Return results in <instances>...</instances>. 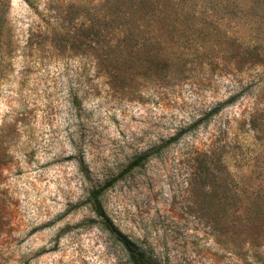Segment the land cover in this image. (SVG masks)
<instances>
[{
    "label": "rangeland",
    "instance_id": "1",
    "mask_svg": "<svg viewBox=\"0 0 264 264\" xmlns=\"http://www.w3.org/2000/svg\"><path fill=\"white\" fill-rule=\"evenodd\" d=\"M171 1L122 49L105 0H0V264H264V12Z\"/></svg>",
    "mask_w": 264,
    "mask_h": 264
},
{
    "label": "trees",
    "instance_id": "2",
    "mask_svg": "<svg viewBox=\"0 0 264 264\" xmlns=\"http://www.w3.org/2000/svg\"><path fill=\"white\" fill-rule=\"evenodd\" d=\"M249 1L252 3V12L255 11L258 13L260 10L264 12V0ZM103 6H107V11L102 13L103 18L108 17L111 22L115 21L121 26L119 31L123 36L119 35L117 40L122 43V49L126 46L128 48L132 46V43L128 44L127 40L133 38L134 35L144 36L154 29H163L169 32L177 30L175 22L178 13L171 0H105ZM108 43L110 45V42ZM158 45V42H156L152 46L158 47ZM254 49L256 48L250 49L246 54L253 53ZM254 54L262 57L261 51L257 49L254 51ZM259 58L250 61V64L258 63L257 60ZM104 188H94L92 191L91 195L95 199L93 209L96 215L106 225L111 227V221L99 201ZM117 237L129 251L133 264H160L157 258L148 255L146 250L141 249L133 240L129 239L120 231H117Z\"/></svg>",
    "mask_w": 264,
    "mask_h": 264
}]
</instances>
